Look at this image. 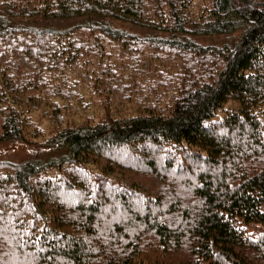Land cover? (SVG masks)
<instances>
[{
	"label": "trees",
	"instance_id": "obj_1",
	"mask_svg": "<svg viewBox=\"0 0 264 264\" xmlns=\"http://www.w3.org/2000/svg\"><path fill=\"white\" fill-rule=\"evenodd\" d=\"M0 140L67 149L0 159V264H264V0H0Z\"/></svg>",
	"mask_w": 264,
	"mask_h": 264
},
{
	"label": "rangeland",
	"instance_id": "obj_2",
	"mask_svg": "<svg viewBox=\"0 0 264 264\" xmlns=\"http://www.w3.org/2000/svg\"><path fill=\"white\" fill-rule=\"evenodd\" d=\"M83 17H73L68 19L58 20V25L60 26H68L73 25L75 23L81 22ZM117 21V20H116ZM53 24V22H52ZM116 25L127 28L132 32H136L138 34L144 35H154L158 37H169L170 33L164 31H157L150 28L139 27L135 24L129 22L117 21ZM202 44H216L220 45L221 37L216 36H208V37H198L196 38ZM66 148H52L43 151H35L30 148L28 145L18 142V141H8V140H0V159H9L15 161H22L26 159L38 160L42 162H48L52 159H56L61 157L66 152ZM147 178V177H146ZM149 179V178H148Z\"/></svg>",
	"mask_w": 264,
	"mask_h": 264
}]
</instances>
